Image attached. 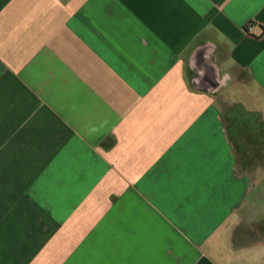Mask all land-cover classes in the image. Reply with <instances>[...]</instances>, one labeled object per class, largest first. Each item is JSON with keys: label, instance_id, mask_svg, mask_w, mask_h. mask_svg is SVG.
Here are the masks:
<instances>
[{"label": "crops", "instance_id": "1", "mask_svg": "<svg viewBox=\"0 0 264 264\" xmlns=\"http://www.w3.org/2000/svg\"><path fill=\"white\" fill-rule=\"evenodd\" d=\"M0 264H264V0H0Z\"/></svg>", "mask_w": 264, "mask_h": 264}]
</instances>
